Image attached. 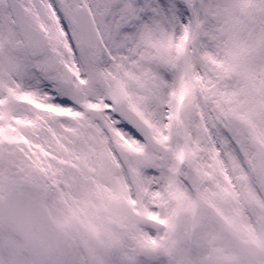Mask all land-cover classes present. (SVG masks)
<instances>
[{"label":"snow or ice","instance_id":"1","mask_svg":"<svg viewBox=\"0 0 264 264\" xmlns=\"http://www.w3.org/2000/svg\"><path fill=\"white\" fill-rule=\"evenodd\" d=\"M0 264H264V0H0Z\"/></svg>","mask_w":264,"mask_h":264}]
</instances>
